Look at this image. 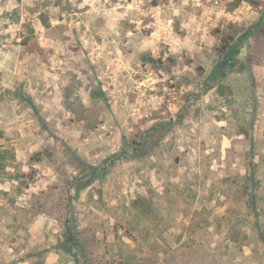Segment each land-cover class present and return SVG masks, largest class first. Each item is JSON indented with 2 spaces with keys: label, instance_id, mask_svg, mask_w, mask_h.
Wrapping results in <instances>:
<instances>
[{
  "label": "rangeland",
  "instance_id": "1",
  "mask_svg": "<svg viewBox=\"0 0 264 264\" xmlns=\"http://www.w3.org/2000/svg\"><path fill=\"white\" fill-rule=\"evenodd\" d=\"M220 243L264 264V0H0V264Z\"/></svg>",
  "mask_w": 264,
  "mask_h": 264
},
{
  "label": "trees",
  "instance_id": "2",
  "mask_svg": "<svg viewBox=\"0 0 264 264\" xmlns=\"http://www.w3.org/2000/svg\"><path fill=\"white\" fill-rule=\"evenodd\" d=\"M250 0H240V2H248ZM234 42V37L231 36L229 38H227L223 44V47H222V51L225 52L227 51L233 44ZM26 45V44H25ZM252 171V170H251ZM256 172L255 171H252L250 173V175L248 176L247 178V181H246V186H245V193H246V196L247 199H246V203H247V206L249 207L250 209V213H253L255 214V216L258 218V214H257V211H258V196H257V192H258V188L257 186L260 184V182H257L256 180ZM258 183V184H257ZM258 228L260 230H262V228L260 226H258ZM241 230H237L236 231V228H232L230 233L231 235L232 234H241L240 232ZM66 241L72 245H82V235H80V233L77 232L76 229H73L70 225L67 226V232H66ZM93 239V238H92ZM83 241L87 243V239L83 237ZM90 241V240H89ZM107 242V241H106ZM192 246V247H191ZM248 244H241L240 245V248L241 249H244L245 247H247ZM199 245H197L196 247V250L193 249V252H199V253H203V251L198 248ZM193 248V245H190L189 249H192ZM221 248V249H220ZM216 250H219L221 252V254H215L207 263L205 264H228L229 261L227 260H224L222 259L224 256L227 255V252H228V246L226 247H223V243H220L219 246H217V249ZM192 252V251H191ZM205 254L204 255H209V253H206L204 252ZM108 255V254H107ZM130 256V255H129ZM229 256H232V255H229ZM107 256H104V258L102 259V261H100L102 264H117L118 262L115 260H113L112 262L110 261H106ZM105 260V261H104ZM88 261L89 263H92V259L91 257L88 258ZM104 261V262H103ZM122 264V263H121Z\"/></svg>",
  "mask_w": 264,
  "mask_h": 264
}]
</instances>
